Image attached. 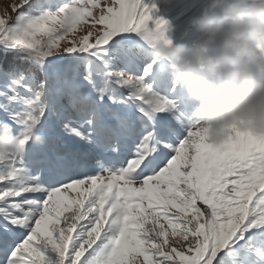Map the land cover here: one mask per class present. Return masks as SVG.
<instances>
[{
    "label": "snow or ice",
    "instance_id": "obj_1",
    "mask_svg": "<svg viewBox=\"0 0 264 264\" xmlns=\"http://www.w3.org/2000/svg\"><path fill=\"white\" fill-rule=\"evenodd\" d=\"M154 8L0 11V264H264V139L207 138Z\"/></svg>",
    "mask_w": 264,
    "mask_h": 264
},
{
    "label": "clouds",
    "instance_id": "obj_2",
    "mask_svg": "<svg viewBox=\"0 0 264 264\" xmlns=\"http://www.w3.org/2000/svg\"><path fill=\"white\" fill-rule=\"evenodd\" d=\"M190 45L165 32L150 41L173 82L195 102L207 138L239 131L264 139V0H203ZM11 126H0V153L18 150Z\"/></svg>",
    "mask_w": 264,
    "mask_h": 264
},
{
    "label": "rangeland",
    "instance_id": "obj_3",
    "mask_svg": "<svg viewBox=\"0 0 264 264\" xmlns=\"http://www.w3.org/2000/svg\"><path fill=\"white\" fill-rule=\"evenodd\" d=\"M12 2L18 0H0V11ZM149 2L155 3L154 14L167 21L164 26L167 36L188 45L197 39L199 33L193 28V23L200 15L203 0H149ZM8 11L10 12L11 9L9 8ZM188 99L195 104L190 98Z\"/></svg>",
    "mask_w": 264,
    "mask_h": 264
},
{
    "label": "bare ground",
    "instance_id": "obj_4",
    "mask_svg": "<svg viewBox=\"0 0 264 264\" xmlns=\"http://www.w3.org/2000/svg\"><path fill=\"white\" fill-rule=\"evenodd\" d=\"M257 75L259 76V78L264 79V73L258 72Z\"/></svg>",
    "mask_w": 264,
    "mask_h": 264
}]
</instances>
